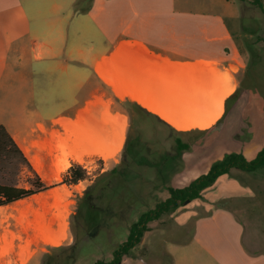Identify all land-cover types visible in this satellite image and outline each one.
Returning <instances> with one entry per match:
<instances>
[{
  "label": "crops",
  "instance_id": "crops-1",
  "mask_svg": "<svg viewBox=\"0 0 264 264\" xmlns=\"http://www.w3.org/2000/svg\"><path fill=\"white\" fill-rule=\"evenodd\" d=\"M232 2L0 0V92L3 95L0 106L4 108L11 94L16 111L27 117L37 110L30 108L36 96L40 111L54 106L56 97L52 93L48 95L46 90L35 92L26 82L30 74L36 73L47 76L44 79L49 84L62 82V91L65 98L69 96L72 113L50 118L43 116L28 128L54 122L61 115L70 117L74 114L77 119L94 95L93 83L100 81L119 96L130 94L154 114H157L155 110H163L181 119L189 118L188 121L192 122L184 128L164 119L179 131H209L226 116L225 102L239 89L241 72L247 66L226 19L228 16L239 17ZM220 6L229 12L228 16L216 10ZM114 67L115 70H111ZM29 68H32L31 73ZM101 68L108 77L103 76ZM218 79H222L225 87H220ZM53 93L57 94L54 90ZM80 95H86L83 102L78 101ZM154 95L162 100L147 105ZM164 95L169 97V110ZM44 96H48L47 99ZM180 96L190 100L187 107L179 102ZM127 100L132 101L124 98L121 102ZM194 107L201 114L184 117L183 112H190ZM216 112L220 115L213 119ZM117 114L119 112L113 115ZM94 115L102 119L99 109H95ZM199 121L205 124L201 125ZM125 125L122 121L119 136L124 130L125 137ZM0 126H4L15 139L12 123L0 117ZM107 129L109 136L113 137L115 129L111 125H107ZM124 144V138L123 141L120 139L114 147L104 150L98 160L104 165L107 161H116ZM78 162L72 159L69 167ZM258 170L250 173L253 178ZM229 174L221 176L210 187L216 189V195L207 202L192 201L190 204H196V208L178 221L180 230H190L192 235L181 242V256L176 261L173 253L161 251L169 256L172 264H264L262 244L256 238L247 243L245 225L235 211H248L250 202L240 203L241 198H247V193L241 191V184L237 182L227 187L224 185L222 179ZM260 191L262 197L264 184ZM23 200L0 206V237L10 230L11 217L17 220L21 216L9 212V208ZM55 231L58 232L59 227ZM146 238L144 236L143 244ZM3 244L0 241V246ZM156 256L159 259L160 253ZM141 261V258L134 259L133 264ZM7 262L29 264L31 258L23 263L19 251L0 255V263Z\"/></svg>",
  "mask_w": 264,
  "mask_h": 264
},
{
  "label": "rangeland",
  "instance_id": "rangeland-1",
  "mask_svg": "<svg viewBox=\"0 0 264 264\" xmlns=\"http://www.w3.org/2000/svg\"><path fill=\"white\" fill-rule=\"evenodd\" d=\"M233 1L232 6L239 15L238 19L228 16L229 12H225L222 6L216 10L228 16L227 23L233 29L247 66L241 72L238 96L230 102L223 120L209 131L175 134L157 118L137 114L132 107L123 104L121 99L125 98L142 105L130 94L119 96L100 81L93 83L94 95L77 119L74 114L70 117L65 116L72 113V106L69 96L66 98L64 96L62 82L49 84L44 79L47 76L33 73L26 81L32 85L33 91L46 90L48 95L52 93L56 97L54 106L46 111L39 110L36 96L33 107L30 108L37 110L29 113L28 117L24 116L16 111L12 94L8 96L4 108L0 106V117L12 123L16 142L28 159L32 171L49 188L9 208V212L21 216L17 220L11 217L10 230L0 237V241L4 242L0 246V255L19 251L23 263L31 258L29 264H95L98 260L110 261L114 250L127 240L131 224L137 221L143 212L167 199L170 196V188L187 186L197 177L207 173L212 164L224 159L228 154L242 153L249 160L255 157L264 147V11L254 3V0ZM261 1L264 6V0ZM100 64L97 65V69L100 68ZM31 70L32 68H29V73ZM111 70L114 71L115 67ZM221 82L222 79H218L220 87H225ZM53 90L57 94H54ZM80 96L78 101L83 102L86 95ZM47 97L44 96L45 99ZM165 97L169 110V97ZM0 98H3L1 92ZM178 99L185 105L184 108L190 101L181 96ZM95 109L100 110L101 120L95 117ZM117 112L119 114L114 116L113 114ZM60 114L65 115H61L54 122H45L34 129L28 128L43 116L50 118ZM129 114L133 115L132 119ZM183 114L187 117L188 114L195 116L201 112L194 107L190 112L186 111ZM123 119L126 124L124 143L129 136L132 150L127 156L132 158L133 154L137 156L139 153L137 157L141 160L132 161L126 170L128 181L126 190L131 193V200L123 198L127 192L122 191L117 201L118 204H122V208L129 206L131 211L123 216L115 227L102 230L95 237H87L71 224L70 217L75 211L77 197L82 195L99 175L120 166L124 156L123 150L116 161H107L106 165L98 159L99 155H104V150L120 142L118 130ZM107 125L115 129L113 137L109 136ZM176 136L188 143L190 148L179 151ZM72 159L79 161L80 165L87 166L90 176L87 182L70 187L62 183V175ZM67 162L69 165L65 168ZM263 169L260 168L254 174V178L251 172L232 169L222 180H225L226 187L236 182L241 184V191L247 193L246 199L239 200L240 203L250 202L248 211L239 209L235 211L245 225L247 243L252 238L259 239L264 252V195L260 197L262 194L260 186L264 184ZM33 172L23 170L18 176L5 174V178L0 174V182L19 183L20 186L28 187V182L35 179ZM215 191V188L205 190L202 198L196 201L200 203L209 201L210 197L218 193ZM190 203H185L173 213L164 214L158 220L150 222V232L145 234L146 242L143 244L142 241L133 249L130 256L124 258L126 261L124 264H133L137 258L142 259L139 264L153 262L172 264L169 256L161 252L164 250L173 253L176 261L181 256V242L188 240L192 235L190 230H180L178 224L187 212L196 208V204ZM56 227H59L58 232L55 231ZM53 235L61 239L58 245L53 243ZM159 253L158 259L156 255Z\"/></svg>",
  "mask_w": 264,
  "mask_h": 264
},
{
  "label": "trees",
  "instance_id": "trees-1",
  "mask_svg": "<svg viewBox=\"0 0 264 264\" xmlns=\"http://www.w3.org/2000/svg\"><path fill=\"white\" fill-rule=\"evenodd\" d=\"M244 1V0H242ZM254 3L264 11L261 0H254ZM239 94V89L227 98L225 102L226 112L229 104ZM125 105H129L137 114H145L157 118L166 124L171 132L180 134L169 123L162 120L158 115L149 111L135 101H124ZM130 118L133 115L129 114ZM177 149L179 151L188 150L190 145L184 142L180 137H175ZM130 137L127 136L123 148V160L120 166L113 168L111 171L99 175L91 185H89L82 195L76 199V208L71 215V224L76 226L84 236L95 237L102 230L106 231L118 225L123 216L129 214V206L122 208V204H118L120 192L125 191L123 198L131 200V193L127 189L126 170L132 161L140 162V158L133 154L132 158L128 157L131 152ZM264 167V148H262L256 156L249 160L242 153H231L224 159L211 165L208 172L191 181L187 186L182 188H170V196L164 201H160L152 209L143 212L137 221L133 222L129 228L127 240L120 244L113 252V258L110 261L98 260L95 264H121L126 256H130L143 240L145 234L150 230L149 223L158 220L162 215L173 213L187 201L192 202L200 199L208 188L212 187L218 179L229 174L234 168L245 172H255L259 168ZM23 170L32 171L31 165L23 153L22 149L7 131L4 126H0V174L2 178L7 175L18 176ZM34 173V172H33ZM35 179L29 181L28 187L20 186L19 183L0 182V206H7L19 200L29 198L40 192L48 190L49 187L44 181L35 174ZM62 183L72 186L89 179L87 169L78 163L72 164L62 175Z\"/></svg>",
  "mask_w": 264,
  "mask_h": 264
},
{
  "label": "bare ground",
  "instance_id": "bare-ground-1",
  "mask_svg": "<svg viewBox=\"0 0 264 264\" xmlns=\"http://www.w3.org/2000/svg\"><path fill=\"white\" fill-rule=\"evenodd\" d=\"M100 71H101V73L103 74L104 77H108L109 76V75H107L104 72L103 68H101ZM150 98L151 99L146 102V104L149 105V106H150V104H153L156 101H161L162 100V97H160L158 95L151 96ZM155 113L159 114L163 119H166V120L170 121L171 123H173L178 128H184V127H186L188 124H190L192 122V121H188L189 118L181 119L180 117H176V116H174V115H172L170 113H167V112H165L163 110H155ZM219 115H220V112H216V113H214L212 115L213 116L212 118L215 119ZM123 121H125V119H123ZM198 123H200L201 125L205 124V122H203V121H199ZM123 132H124V130H122L121 133H120V136H121L122 140L124 138V136H123L124 133ZM68 165H69V163L67 162V166L65 168H67ZM52 238H53V241L58 245V243L60 242V238L58 236H55V235H53Z\"/></svg>",
  "mask_w": 264,
  "mask_h": 264
},
{
  "label": "water",
  "instance_id": "water-1",
  "mask_svg": "<svg viewBox=\"0 0 264 264\" xmlns=\"http://www.w3.org/2000/svg\"><path fill=\"white\" fill-rule=\"evenodd\" d=\"M189 203V201L186 202V204Z\"/></svg>",
  "mask_w": 264,
  "mask_h": 264
}]
</instances>
